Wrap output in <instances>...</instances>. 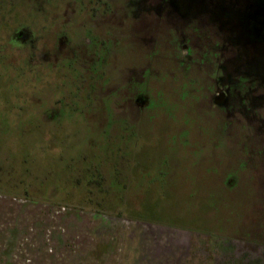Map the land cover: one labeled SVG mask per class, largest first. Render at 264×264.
<instances>
[{
  "label": "rangeland",
  "instance_id": "obj_1",
  "mask_svg": "<svg viewBox=\"0 0 264 264\" xmlns=\"http://www.w3.org/2000/svg\"><path fill=\"white\" fill-rule=\"evenodd\" d=\"M24 9L18 21L31 15L30 9ZM121 16L114 12L104 21L115 24ZM26 25L35 38L31 44L28 34L19 39L13 34L17 24L0 27V84L5 85L7 78L10 87H17L0 86V264H264V155L258 160L245 156L247 165L233 147L221 155L210 153L206 138L214 130L208 129L210 113L197 86L179 77L177 82L184 85L163 101L174 111L172 116L163 111L136 129L123 124L127 119L118 120L110 109L108 124L101 131L97 120L102 113L91 124L77 122L73 91L67 87L59 94L54 85L58 72L49 71L46 64H56L60 54L70 53L60 42L54 50V32H58L33 21ZM65 63L74 61L60 60L61 66ZM193 76L196 81L202 77ZM234 76H225V83L232 81L233 87ZM231 98L228 110L233 116L242 104L237 92ZM256 105L249 104L253 113L244 111L249 107L242 108L246 116L241 115L242 125L258 133L259 141L250 142L258 149L264 148V119L254 109H262L264 98ZM238 129L228 123L221 131L235 137ZM237 136L239 144L243 135ZM187 140L189 146L184 145ZM230 144L237 146L233 140ZM231 151L236 155H229ZM187 156L193 161L187 162ZM101 171H105L103 186L94 184L101 181ZM228 176H235L239 185L225 198L238 203L223 209L235 221L231 228L223 226L226 235L219 237L128 220L122 213L127 205L107 193L111 188L119 196L137 197L132 203L135 210L158 202L189 213L216 179ZM245 176L255 178L256 186L247 185ZM124 185L129 188L123 190ZM98 203H107L106 211Z\"/></svg>",
  "mask_w": 264,
  "mask_h": 264
},
{
  "label": "flooded vegetation",
  "instance_id": "obj_2",
  "mask_svg": "<svg viewBox=\"0 0 264 264\" xmlns=\"http://www.w3.org/2000/svg\"><path fill=\"white\" fill-rule=\"evenodd\" d=\"M5 1L0 0V27L10 22L17 24L19 33L15 31L13 34L17 39L28 34L31 44L35 38L30 30L27 31L31 26L26 23H41L48 31L55 29L58 32H54V50L58 51L60 42L70 52L68 55L66 52L60 54L56 64L50 62L46 66L49 71L56 68L58 72L55 73L57 83L54 85L59 87V94L67 91V87L73 91L72 96L76 99L73 111L80 119L77 122L91 124L102 113L103 117L97 122H100V130L104 131L110 109L118 120L127 119L123 124L135 125L136 129L140 124L157 119L163 111L172 116L174 111L163 101L182 88L184 84L177 81L184 76L187 77L186 82L194 83L197 92L205 97L202 105L210 113L206 122L212 123L208 129L214 130L206 138L212 155H221V151L226 152L233 147L247 165L245 156L254 155L258 160V156L264 155V148L251 147V139L259 141L258 133L242 125L245 122L242 115L246 116L242 108L249 107V104L256 107L258 99L264 98V0H146L144 4L136 0L134 3L133 0H10L7 5ZM24 6L32 13L18 21L17 16L22 15ZM114 12L121 13L122 19L115 24L111 20L105 22L104 19ZM61 59L74 63L61 66ZM197 60H201V64ZM193 74L202 77L196 81ZM230 75H235L233 87L232 81L228 85L224 81L225 76ZM14 79L17 83V78ZM61 79L65 84L58 83ZM26 80L24 83H32V78L28 82ZM1 85L17 88L10 87L7 78L5 85ZM234 92L239 95L242 108L230 116L228 108ZM261 107L259 111L255 108L254 112L264 119V105ZM249 108L244 111L253 113ZM136 113L138 116H133ZM228 123L239 128L235 137H226L221 131L226 130ZM238 134L243 135L239 144ZM231 140L240 148L230 144ZM184 145L189 146V140ZM226 146L229 148L225 149ZM236 154L229 153L232 156ZM185 159L193 161L192 156ZM182 172L186 174L188 171ZM228 177L215 181L233 194V188H238L239 184L235 176ZM244 180L247 185L256 186L255 178L251 180L245 176ZM128 186H122L123 190ZM115 196L122 205L129 206L130 211L125 207L122 212L128 220L206 233L169 224L181 220V224L186 225L192 221L190 215L179 216L177 211L158 202L147 206L138 203L135 210L133 202L137 197L130 199L126 193L123 197ZM259 201L254 202V206ZM237 221L238 227L239 218ZM206 234L212 237L226 235Z\"/></svg>",
  "mask_w": 264,
  "mask_h": 264
},
{
  "label": "trees",
  "instance_id": "obj_3",
  "mask_svg": "<svg viewBox=\"0 0 264 264\" xmlns=\"http://www.w3.org/2000/svg\"><path fill=\"white\" fill-rule=\"evenodd\" d=\"M104 172L100 175V180L103 181H97V183L100 186H103L105 183V177H104ZM215 184V183H212ZM211 189L209 190V193L204 196H200L195 204L194 210L192 212H185L182 209H174L175 211L178 212L179 216L180 215H190L192 217V221L188 222L186 225L181 224V220H178L177 223H169V224H174L176 226H183V227H189L195 230H200L204 231L206 233H211L213 236L217 235H222L223 230L222 227L226 228H231L234 225L235 221V216L232 214H225L223 209L225 210L228 206L231 208L233 207V204L235 203L234 199L233 201L226 200L225 196L231 195L232 191H230L228 188H223L219 184H215L214 186L209 187ZM216 188V189H215ZM215 189V190H213ZM107 193H112V194H118L121 195L119 192L115 193V191L111 188H107ZM92 192V191H91ZM225 198V199H224ZM156 203V202H155ZM100 207H102L101 211H106L104 208V205L107 206V203H98ZM236 207V203H235ZM158 222V221H157ZM229 224L231 226H229ZM226 231V230H225Z\"/></svg>",
  "mask_w": 264,
  "mask_h": 264
}]
</instances>
